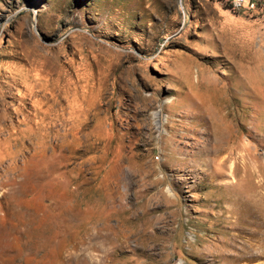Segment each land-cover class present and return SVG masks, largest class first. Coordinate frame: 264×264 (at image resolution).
<instances>
[{"label": "rangeland", "instance_id": "obj_1", "mask_svg": "<svg viewBox=\"0 0 264 264\" xmlns=\"http://www.w3.org/2000/svg\"><path fill=\"white\" fill-rule=\"evenodd\" d=\"M263 7L0 0V264H264Z\"/></svg>", "mask_w": 264, "mask_h": 264}, {"label": "built area", "instance_id": "obj_2", "mask_svg": "<svg viewBox=\"0 0 264 264\" xmlns=\"http://www.w3.org/2000/svg\"><path fill=\"white\" fill-rule=\"evenodd\" d=\"M229 9L234 12H241V10H252L258 6L261 0H223Z\"/></svg>", "mask_w": 264, "mask_h": 264}, {"label": "trees", "instance_id": "obj_3", "mask_svg": "<svg viewBox=\"0 0 264 264\" xmlns=\"http://www.w3.org/2000/svg\"><path fill=\"white\" fill-rule=\"evenodd\" d=\"M220 1H222L223 3H225L223 0H220ZM226 4V3H225ZM227 5V4H226ZM228 6V5H227ZM229 7V6H228ZM264 8V7H263Z\"/></svg>", "mask_w": 264, "mask_h": 264}, {"label": "bare ground", "instance_id": "obj_4", "mask_svg": "<svg viewBox=\"0 0 264 264\" xmlns=\"http://www.w3.org/2000/svg\"><path fill=\"white\" fill-rule=\"evenodd\" d=\"M35 10H37V9H35Z\"/></svg>", "mask_w": 264, "mask_h": 264}]
</instances>
